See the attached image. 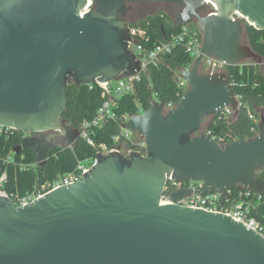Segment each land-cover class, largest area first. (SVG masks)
I'll return each instance as SVG.
<instances>
[{
	"label": "water",
	"instance_id": "obj_1",
	"mask_svg": "<svg viewBox=\"0 0 264 264\" xmlns=\"http://www.w3.org/2000/svg\"><path fill=\"white\" fill-rule=\"evenodd\" d=\"M181 0L177 26L194 24L200 53L180 68L187 87L174 104L150 99L121 127L144 141V152L97 153L81 181L24 205L0 193V264H264V236L222 212L170 201L171 177L200 180L197 191L264 194V115L250 138L218 143L206 120L241 108L226 72L200 70L202 56L229 66L263 57L246 43V26L264 31V0ZM238 11L246 18H234ZM125 0H0V126L36 133L13 152L31 149L35 162L72 147L78 128L63 117L68 86L135 76L141 60L128 48Z\"/></svg>",
	"mask_w": 264,
	"mask_h": 264
},
{
	"label": "trees",
	"instance_id": "obj_2",
	"mask_svg": "<svg viewBox=\"0 0 264 264\" xmlns=\"http://www.w3.org/2000/svg\"><path fill=\"white\" fill-rule=\"evenodd\" d=\"M136 24L135 22H132ZM144 27L150 36V43L160 42L171 37L181 30V26L167 23L163 14H156L139 24ZM246 43L260 54L264 59V31L253 26H246ZM190 61L189 55L179 45L165 54L157 64H149L134 82L133 91L121 97L115 107L116 113L123 117L126 114L136 113L149 107V101L156 98L165 104H175L180 99L183 89L178 85L174 77V71L178 70ZM229 81L234 92L244 103L264 104V70H260V64L248 61L246 63L229 67ZM69 101L63 115L72 127L79 128L84 119H91L98 106L102 102L101 88L93 84L75 87L68 86ZM251 115V116H250ZM241 107L238 113H231L228 117L215 115L208 119V131L212 135L220 136L225 142L234 139H247L255 135L258 130L255 116ZM119 131L117 122L109 121L94 129L93 138L96 143H113V136ZM21 138L15 133L0 134V170H6L7 179L1 187L10 192L17 189L24 192L30 189L36 182L52 179L71 171L78 159H83L94 154V149L82 138L76 140L72 147H58L47 152L43 165L35 163V154L31 149H24L19 154L13 152L15 145ZM9 157L12 161L4 163ZM20 162L30 164L21 168ZM34 164V166H32ZM264 178V169L259 172ZM252 216L264 224V201L261 202Z\"/></svg>",
	"mask_w": 264,
	"mask_h": 264
},
{
	"label": "built area",
	"instance_id": "obj_3",
	"mask_svg": "<svg viewBox=\"0 0 264 264\" xmlns=\"http://www.w3.org/2000/svg\"><path fill=\"white\" fill-rule=\"evenodd\" d=\"M205 2L206 7L204 9V13L207 15L216 13V5L210 0H205ZM232 16L247 23L246 18L238 11H234ZM191 25L193 24L181 26V30L176 34L171 35L170 38L160 42H154V44L151 43L149 47H146L145 44L151 42L150 36L147 34L146 29L131 22V38L128 41V48L131 49L141 60L142 71H144L149 64L159 63L163 56L169 53L176 45L181 46L183 50L189 55L190 61L187 66H184L188 68L200 53L201 47V34L197 27H191ZM229 67L230 66L224 61L204 55L202 56L200 62V70L205 73L221 71L228 73ZM178 73L177 83L184 90L187 87V83L180 76V69H178ZM139 75L140 73L135 76L121 77L109 82H95L88 84L90 88L93 86V84H97L101 88V97L103 98L93 117L91 119H84L78 128L80 138L84 139L94 149L93 155L87 156L83 159H78L75 167L71 171H68L52 179H47L40 182L38 181L30 189H27L24 192H20L16 188L9 193L5 190H2L1 187L7 179V173L6 170H0V193L11 197L16 205H24L36 198L43 196L55 188L81 181L83 179V175L96 163L97 153H107L113 150H119L120 152L124 153L130 150H137L143 153L144 141L135 133L127 131L121 127V124L126 120L129 114L121 117L115 111V107H117L119 99L133 91L134 82L139 79ZM154 99L156 98L154 97ZM173 106L174 104L171 103L165 104L166 109H169ZM142 111L143 110H139L138 112ZM233 112L234 111L230 107H226L217 115L221 117H228ZM109 121L117 122L119 125V131L113 136V143L110 145L106 143H96L92 137L94 129ZM11 130L15 129L0 126V134L10 133L8 131ZM208 132L210 133V131ZM124 135L127 138L128 145H122L117 142L120 139V136ZM133 135L136 136V139ZM210 135L218 143H225L222 137L212 135L211 133ZM7 161L11 162L12 158L7 157L4 160V163H7ZM19 166L21 168H25L27 166L29 167L30 164L28 165L24 162H20ZM32 166H34V164H32ZM203 186L204 183L200 180H176L168 177L163 187V194L184 188L190 189L192 193L176 201H170L168 198L163 197L160 202L162 204L178 203L193 208L204 209L206 211L222 212L232 216L238 221L243 222L246 226L253 228L264 236V224L252 216V212L258 208L261 202L264 201V194L250 192L245 189L234 188L227 189L226 192L228 196L222 199L221 192L217 190H208L204 192L197 191Z\"/></svg>",
	"mask_w": 264,
	"mask_h": 264
},
{
	"label": "flooded vegetation",
	"instance_id": "obj_4",
	"mask_svg": "<svg viewBox=\"0 0 264 264\" xmlns=\"http://www.w3.org/2000/svg\"><path fill=\"white\" fill-rule=\"evenodd\" d=\"M180 1L181 0H125L126 12L124 14V19L130 21L131 19L142 15H151L157 12H162L170 18V23H173L174 19L184 8V5H182ZM193 26L196 27L194 24ZM205 125L207 126L208 123L206 122ZM8 132H11L12 134L17 132V135L21 139L23 137L36 135V133L29 131L11 130Z\"/></svg>",
	"mask_w": 264,
	"mask_h": 264
},
{
	"label": "rangeland",
	"instance_id": "obj_5",
	"mask_svg": "<svg viewBox=\"0 0 264 264\" xmlns=\"http://www.w3.org/2000/svg\"><path fill=\"white\" fill-rule=\"evenodd\" d=\"M158 14H161L162 12H157ZM157 13H155V14H157ZM155 14H151V15H142V16H139V17H137V18H133V19H131L130 20V22H135L136 24H139L140 22H142V21H144V20H146V19H148L149 17H151V16H154ZM163 15H164V17H165V19H166V22L167 23H170L171 21H170V18L166 15V14H164V13H162ZM191 27H193V25H191ZM260 70L261 71H263L264 70V59H263V63H261L260 64ZM174 77L176 78V79H178V70H175L174 71ZM241 102V101H240ZM241 107H244L247 111H248V114H252V115H254L255 116V120L258 122L259 121V118H260V115L261 114H263L264 115V104H256V103H254V102H252V103H244L243 105H242V103H241ZM208 120H206V122H207ZM137 135V134H136ZM134 137H135V139H136V136L135 135H133ZM119 144H122V145H125V144H127L128 145V143H127V138L125 137V135L124 136H120V139L117 141Z\"/></svg>",
	"mask_w": 264,
	"mask_h": 264
}]
</instances>
